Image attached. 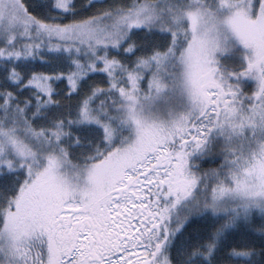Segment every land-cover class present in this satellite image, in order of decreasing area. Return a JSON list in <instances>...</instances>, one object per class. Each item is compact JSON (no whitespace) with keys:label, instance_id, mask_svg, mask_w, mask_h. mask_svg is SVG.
I'll return each mask as SVG.
<instances>
[{"label":"snow or ice","instance_id":"6c2138e0","mask_svg":"<svg viewBox=\"0 0 264 264\" xmlns=\"http://www.w3.org/2000/svg\"><path fill=\"white\" fill-rule=\"evenodd\" d=\"M0 264H264V0H0Z\"/></svg>","mask_w":264,"mask_h":264}]
</instances>
